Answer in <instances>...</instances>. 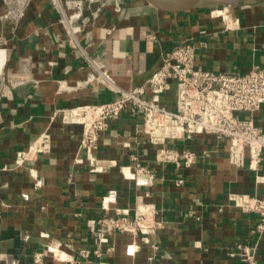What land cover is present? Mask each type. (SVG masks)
Listing matches in <instances>:
<instances>
[{
	"label": "crops",
	"instance_id": "1",
	"mask_svg": "<svg viewBox=\"0 0 264 264\" xmlns=\"http://www.w3.org/2000/svg\"><path fill=\"white\" fill-rule=\"evenodd\" d=\"M103 0H96V8ZM84 15L90 17L88 0ZM82 31L70 34L51 0H26L24 14L7 18L0 0V264H90L80 250L100 247L92 263L247 264L240 245L256 246L264 263L259 215L228 202L230 192L264 197V161L258 169L229 160L227 140L201 134L190 146L203 154L190 167L162 168L156 145L140 131L142 119L129 108L101 134L93 170L82 145L83 127L65 122L62 109L112 99L116 92L97 81L93 62L107 69L121 89L147 82L165 53L186 38L207 40L196 64L219 71L264 67V0H237L215 10H161L148 0H108ZM116 3L120 5L117 10ZM237 22L227 26L225 13ZM108 29H111L109 32ZM150 95V91H147ZM175 93L166 99L172 105ZM264 130V105L254 113ZM51 134L49 152L23 164L16 153L42 132ZM183 147L187 143L170 142ZM136 154L155 172L148 184L122 173ZM182 177L176 185L173 178ZM112 191V192H111ZM111 195L104 204L103 198ZM152 203L160 222L150 242L129 231L109 233L98 223L105 213ZM39 256L40 262H36Z\"/></svg>",
	"mask_w": 264,
	"mask_h": 264
},
{
	"label": "built area",
	"instance_id": "2",
	"mask_svg": "<svg viewBox=\"0 0 264 264\" xmlns=\"http://www.w3.org/2000/svg\"><path fill=\"white\" fill-rule=\"evenodd\" d=\"M88 0L90 17L84 15L85 0H51L54 7L62 13V20L70 34L82 31L83 27L95 18L108 3L103 0L96 8ZM8 9L4 16L18 19L24 14L26 0H8ZM117 10L120 5L116 3ZM227 19V26H236L237 22L225 13H217ZM110 32L111 29H108ZM209 46L207 40L196 42L189 37L180 42L171 51L164 54L161 66L147 82L131 89H121L111 73L93 62L96 71L90 74L88 81H97L116 92L107 101L85 103L62 109L65 122L78 123L83 127L82 145L86 149L93 170L97 165L99 139L108 130L111 122L120 117L129 108L131 114L142 119V131L146 140L156 145L155 160L166 169L173 164L177 168L190 167L203 154L190 146V140L197 135L212 134L219 140H227L228 156L232 164L244 166L247 157L250 167L258 169L264 161V130L256 123L254 113L264 105V67L255 65L248 72L219 71L208 66L196 64L197 52ZM150 91V95H147ZM175 93L172 105L166 99ZM182 140L183 147L170 145V142ZM52 147L51 134L42 132L26 149L16 153L15 161L23 164L40 152H49ZM133 165H121L122 173L134 177L140 184H148L155 172L143 165L136 154L132 155ZM174 183L181 185L184 178L174 177ZM112 192V191H111ZM107 194L104 204L111 201ZM228 202L247 212L259 215L255 231H264V197L247 192H230ZM99 218V225L109 233L129 231L139 234L143 241L150 242L151 236L160 226L156 219L157 208L142 199L137 200L133 214L129 208L109 212ZM241 253L247 264H264L256 256V246L240 245ZM102 256L101 248L80 250L81 257L90 264H111L97 260L92 263V254ZM37 256L36 262H40Z\"/></svg>",
	"mask_w": 264,
	"mask_h": 264
},
{
	"label": "water",
	"instance_id": "3",
	"mask_svg": "<svg viewBox=\"0 0 264 264\" xmlns=\"http://www.w3.org/2000/svg\"><path fill=\"white\" fill-rule=\"evenodd\" d=\"M205 1L206 0H186L182 4L171 5V4L164 3L161 0H148V2L151 3L153 6L161 10L170 11V12H177V11H183V10L195 8L202 4H205L204 3Z\"/></svg>",
	"mask_w": 264,
	"mask_h": 264
},
{
	"label": "bare ground",
	"instance_id": "4",
	"mask_svg": "<svg viewBox=\"0 0 264 264\" xmlns=\"http://www.w3.org/2000/svg\"><path fill=\"white\" fill-rule=\"evenodd\" d=\"M161 1L164 2V3H167V4H171V5H179V4L184 3L186 0H161ZM225 1H227L229 3H234L237 0H225ZM4 49H5V46L4 45H0V50H1V52H0V54H1V56H0V64L3 62V56H4L3 51H4Z\"/></svg>",
	"mask_w": 264,
	"mask_h": 264
},
{
	"label": "rangeland",
	"instance_id": "5",
	"mask_svg": "<svg viewBox=\"0 0 264 264\" xmlns=\"http://www.w3.org/2000/svg\"><path fill=\"white\" fill-rule=\"evenodd\" d=\"M204 3L207 4V5H212L213 8H214L215 10H217V9H219V8H221V9L225 8L226 5H228L229 2H227V1H225V0H206ZM226 13H227V12H226ZM1 43H4V42H3V40H1V38H0V44H1ZM0 52H1V50H0ZM0 56H1V54H0Z\"/></svg>",
	"mask_w": 264,
	"mask_h": 264
}]
</instances>
